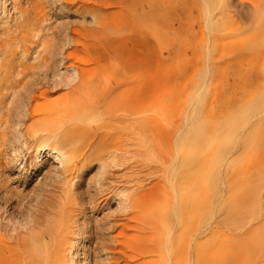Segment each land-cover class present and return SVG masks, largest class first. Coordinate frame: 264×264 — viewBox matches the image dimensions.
<instances>
[{"label":"bare ground","instance_id":"bare-ground-1","mask_svg":"<svg viewBox=\"0 0 264 264\" xmlns=\"http://www.w3.org/2000/svg\"><path fill=\"white\" fill-rule=\"evenodd\" d=\"M144 1L130 0L131 13L154 18ZM202 1L207 20L219 36L239 26L237 21L232 30L223 31L225 0ZM20 5V0H12V9L21 18L20 35L14 41L21 45V58L30 54L26 59L30 61L47 45L49 33L39 24L44 19L31 16ZM259 20L264 23V1ZM8 21L9 14L2 15L0 38L6 36L0 43V146L6 144L11 164L28 173L37 172L45 160L56 162V169L48 173L64 178L67 187L54 202L38 203L41 192L37 193L21 215L0 210V264H113L115 250L105 242L103 258H91L89 210L84 206L76 215L68 214L69 207L82 200V183L76 181V171L82 168H77L79 158L73 149L66 147L85 130L60 132L54 120L71 118L93 128L101 118L94 98L115 94L124 101L130 99L134 95L131 72L117 63L100 62L90 68L71 63L63 71L54 70L52 87L67 89L50 98L49 90L35 89L37 78L24 74L30 65L16 60ZM36 67L31 64L32 69ZM253 75L264 79V68L245 72V83ZM96 77L95 86L104 81L101 92L88 84ZM260 84L253 101H236L234 111L208 122L200 118L204 95L200 85L196 101L194 92L191 109L168 141L149 138L150 119L138 118L136 124L128 109L116 114L113 138L119 152L108 156L122 163L129 175L137 165H155L159 174L154 185L164 189L151 198L144 211L148 221H141L136 233L111 237L121 244L117 252L128 257L126 264H264V81ZM242 87L238 85L240 91ZM96 137L101 134L85 132L86 140ZM132 180L129 176L116 192L122 206L140 203L128 190ZM206 233L204 242L198 240Z\"/></svg>","mask_w":264,"mask_h":264},{"label":"rangeland","instance_id":"rangeland-1","mask_svg":"<svg viewBox=\"0 0 264 264\" xmlns=\"http://www.w3.org/2000/svg\"><path fill=\"white\" fill-rule=\"evenodd\" d=\"M129 1L20 0L21 9L38 16L40 21L45 20L39 24L45 25L49 33L47 45L30 61L26 60L30 54L21 58V45L14 41L20 35L21 18L12 9V0H2L4 5L0 6V21L2 15L9 14L16 60L30 65L24 74L37 78L39 84L35 89L49 90L50 98L59 97L67 89L52 87L50 78L54 70L63 71L71 63L87 68L100 62L117 63L131 72L134 95L130 99L124 101L115 94L94 98V107L101 118L94 122L93 128L88 129L83 122L71 118L54 120L60 132L85 130L81 138L66 147L73 149L79 158L77 168H82L76 171L79 174L76 181L82 183V200L71 205L68 214L76 215L84 206L89 210L91 258H103L101 248L105 242L115 250L111 254L113 264H126L128 257L117 252L121 244L111 237L116 235L122 239L124 235L136 233L141 221H148L144 211L151 198L164 193L163 187L154 185L159 174L155 165L146 168L137 165L129 175L122 163L108 156L119 152L115 149L118 141L113 138L118 124L114 119L116 114L128 109L136 124L138 118L150 119L149 138L168 141L191 109L194 92L196 101L200 85L204 89L200 118L208 122L215 117L222 120L237 108L236 101H253L258 95V84L264 81L254 75L249 82L243 80L245 72L264 68V23L259 20L264 0H225L226 10L221 17L223 31H230L240 23L225 36H219L212 29L202 0H145L143 5L151 9L154 18L132 14ZM241 15L243 20L239 18ZM28 46L32 48V44ZM31 64L37 67L32 69ZM107 74L109 77L112 73ZM97 80V77L90 79L88 84L94 87ZM103 83L100 80L94 88L101 92ZM248 83L251 86L247 87ZM239 84H243L241 91ZM86 131L99 133L101 137L86 140ZM8 154L9 147L1 144V212L7 208L14 215H21L37 193L41 192L38 203L43 199L54 202L66 190L64 178L48 173V169H56V162L45 160L37 172L28 173L12 165ZM129 176L134 180L127 183L131 185L128 190L134 198L139 197L140 203L122 206L116 192ZM43 210L44 206L39 214ZM121 230L123 233L119 234ZM208 236L206 233L198 240L204 242Z\"/></svg>","mask_w":264,"mask_h":264}]
</instances>
